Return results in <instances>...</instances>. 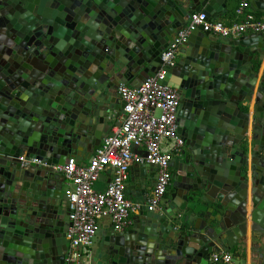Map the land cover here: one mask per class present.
Instances as JSON below:
<instances>
[{"label":"water","instance_id":"95a60500","mask_svg":"<svg viewBox=\"0 0 264 264\" xmlns=\"http://www.w3.org/2000/svg\"><path fill=\"white\" fill-rule=\"evenodd\" d=\"M227 1L0 0V264L57 263L69 225L60 169L119 127L118 87L154 77L189 17L213 21ZM250 6L264 14V0ZM176 59L162 82L179 96L183 143L170 193L85 264H212L248 247L264 264V36L198 28ZM136 170L124 191L143 196L156 168Z\"/></svg>","mask_w":264,"mask_h":264},{"label":"built area","instance_id":"2783aa9c","mask_svg":"<svg viewBox=\"0 0 264 264\" xmlns=\"http://www.w3.org/2000/svg\"><path fill=\"white\" fill-rule=\"evenodd\" d=\"M236 1L235 14L242 19L230 25L211 21L203 13L192 14L161 55L162 67L154 77L137 89L124 84L118 87L117 93L124 104L120 126L101 143L88 164L79 165L75 158H69L60 169L69 184L63 194L69 211L63 264H85L102 220H109L113 230L121 232L127 226L129 213L139 211L140 206L124 194L129 169L136 159L133 148H143L142 162L156 168L155 186L146 200L145 209L152 212L158 208L170 186L168 167L172 152L181 144L176 135L179 96L162 84L164 68L174 63L179 46L198 28L218 38H237L246 33L264 36V20L244 16L249 0ZM19 161L27 163L23 157ZM106 169L113 170L112 179L103 192H95L93 187ZM210 262L234 264L232 255L227 253L213 254Z\"/></svg>","mask_w":264,"mask_h":264},{"label":"crops","instance_id":"0c3cea01","mask_svg":"<svg viewBox=\"0 0 264 264\" xmlns=\"http://www.w3.org/2000/svg\"><path fill=\"white\" fill-rule=\"evenodd\" d=\"M232 1L233 0L227 1L226 6H225V12L223 13V15L221 17H218L217 19H215L213 21L221 22L224 25H230L232 23L241 21L242 18L237 17L235 14L238 3H236L233 6ZM256 15H260V16H257L258 18H255ZM244 16L251 17L254 20H264V14L257 12L253 7H251L250 6V0H249V7L244 12ZM251 35H253V34L252 33H246L243 36H251ZM175 62H177V59L175 60ZM116 122L120 126V114L117 116ZM114 129H116V127L111 129L110 133H113ZM100 146H101V144H100ZM132 153L136 159L130 167V169H132L131 173H130V169H129L127 182L129 181L131 175H138V172L136 169L140 165L143 164L142 159L144 158V155H145V151L141 147L133 148ZM93 154H94L93 152L88 154L87 156L84 157L83 160H78L77 157H73V158H75V160L77 161V164L86 165V164H88V162L92 158ZM112 176H113V170L112 169H106L102 174H100L98 181L96 182V184L93 187V190L95 192H103L106 189L110 180L112 179ZM151 179H152V186L146 187V189H145L146 193H144V194L141 193L143 196H140V192L137 191L136 189H134V190L125 191L124 192L125 197H127L129 200H131L133 204L139 205L140 207H143L145 209L146 200L151 195V193L154 189V186H155L156 172H154L151 175ZM68 188H69V184L66 180H64L63 185H62V195L64 194V191ZM63 200H64V197H63ZM64 203H65V206L67 208V204H66L65 200H64ZM136 214H137V212H130L129 213V217L127 220V226L125 227V229H128L130 227L131 219ZM112 230H113V228H112V225L109 222V220H107V219L102 220L100 222V225H99V231L97 232V234L95 236L91 251L94 250L96 244L106 235V233H110ZM233 263L234 264H256L255 261H253V259H252V255H251V251L249 250V247L247 248L246 255H243L240 259H236L233 257Z\"/></svg>","mask_w":264,"mask_h":264},{"label":"flooded vegetation","instance_id":"af4514ba","mask_svg":"<svg viewBox=\"0 0 264 264\" xmlns=\"http://www.w3.org/2000/svg\"><path fill=\"white\" fill-rule=\"evenodd\" d=\"M180 138V137H179ZM181 139V138H180ZM182 145H183V143H182V139H181V144H180V146H178L176 149H174V151L172 152V157H171V161H170V163H169V172H170V176L172 177V175H173V168H174V166H175V163H176V159H177V156H178V154H179V151L181 150V148H182ZM170 184H171V182H170ZM169 193H170V186H169V188H168V190H167V192H166V194H165V196L164 197H167L168 195H169ZM163 197V198H164ZM66 250H67V244H66ZM65 254H66V251L65 252H63L61 255H58V257H57V263L56 264H60L61 262H62V260L65 258ZM64 261V260H63ZM218 264H220V263H218Z\"/></svg>","mask_w":264,"mask_h":264},{"label":"rangeland","instance_id":"374dc122","mask_svg":"<svg viewBox=\"0 0 264 264\" xmlns=\"http://www.w3.org/2000/svg\"><path fill=\"white\" fill-rule=\"evenodd\" d=\"M236 3H238L236 0L232 1V5L234 6Z\"/></svg>","mask_w":264,"mask_h":264},{"label":"trees","instance_id":"16d2710c","mask_svg":"<svg viewBox=\"0 0 264 264\" xmlns=\"http://www.w3.org/2000/svg\"><path fill=\"white\" fill-rule=\"evenodd\" d=\"M257 16H260V15H256L255 18H258Z\"/></svg>","mask_w":264,"mask_h":264}]
</instances>
